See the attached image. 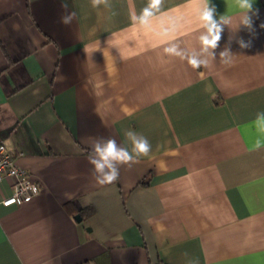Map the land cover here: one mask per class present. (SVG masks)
<instances>
[{"label": "crops", "instance_id": "obj_1", "mask_svg": "<svg viewBox=\"0 0 264 264\" xmlns=\"http://www.w3.org/2000/svg\"><path fill=\"white\" fill-rule=\"evenodd\" d=\"M251 3L244 25L242 0H0V143L40 186L4 206L1 180L0 264H264V0ZM206 4L227 21L208 51ZM128 130L149 155L97 183L92 144L131 150Z\"/></svg>", "mask_w": 264, "mask_h": 264}, {"label": "clouds", "instance_id": "obj_2", "mask_svg": "<svg viewBox=\"0 0 264 264\" xmlns=\"http://www.w3.org/2000/svg\"><path fill=\"white\" fill-rule=\"evenodd\" d=\"M242 6L248 11L243 17L241 24L249 25L251 21L248 13L252 9L251 0H242ZM152 14L151 7L144 9L139 18L141 23L146 24L147 18ZM73 15L69 13V15L62 17V22L70 23ZM199 15L204 29L200 37L205 46L204 50H213L217 47V42L220 40L222 25L227 24V21L221 16L219 19L214 18V9L209 7L208 4L204 6ZM239 44L241 48L249 46L244 40H240ZM165 51L175 53L176 49L173 47ZM219 54L225 59V62H230L231 52L228 49H225ZM191 63L198 67L202 61L194 58ZM128 114L131 115V112H128ZM125 136L131 143V150L128 147L118 145L114 139L100 138L92 144L89 161L93 165L97 183L101 185L111 184L118 179L119 165L131 162L135 157L149 155L151 144L147 137L133 130L126 131Z\"/></svg>", "mask_w": 264, "mask_h": 264}, {"label": "built area", "instance_id": "obj_3", "mask_svg": "<svg viewBox=\"0 0 264 264\" xmlns=\"http://www.w3.org/2000/svg\"><path fill=\"white\" fill-rule=\"evenodd\" d=\"M11 179V194L2 198L4 206L22 204L40 193V186L30 178L29 172L16 163V155L0 143V182Z\"/></svg>", "mask_w": 264, "mask_h": 264}, {"label": "water", "instance_id": "obj_4", "mask_svg": "<svg viewBox=\"0 0 264 264\" xmlns=\"http://www.w3.org/2000/svg\"><path fill=\"white\" fill-rule=\"evenodd\" d=\"M74 218H75L77 221H80L81 216H80V214H76V215L74 216Z\"/></svg>", "mask_w": 264, "mask_h": 264}]
</instances>
